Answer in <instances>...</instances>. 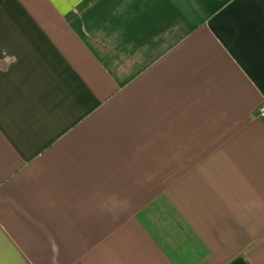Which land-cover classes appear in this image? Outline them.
Segmentation results:
<instances>
[{"label": "crops", "instance_id": "obj_1", "mask_svg": "<svg viewBox=\"0 0 264 264\" xmlns=\"http://www.w3.org/2000/svg\"><path fill=\"white\" fill-rule=\"evenodd\" d=\"M264 0H0V264H264Z\"/></svg>", "mask_w": 264, "mask_h": 264}, {"label": "built area", "instance_id": "obj_2", "mask_svg": "<svg viewBox=\"0 0 264 264\" xmlns=\"http://www.w3.org/2000/svg\"><path fill=\"white\" fill-rule=\"evenodd\" d=\"M259 116L261 118H264V107H262L260 110H259Z\"/></svg>", "mask_w": 264, "mask_h": 264}]
</instances>
